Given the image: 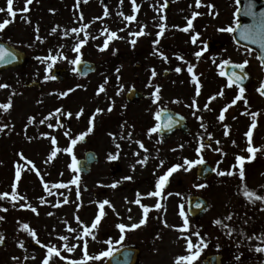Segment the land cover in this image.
<instances>
[{
	"label": "rangeland",
	"instance_id": "1",
	"mask_svg": "<svg viewBox=\"0 0 264 264\" xmlns=\"http://www.w3.org/2000/svg\"><path fill=\"white\" fill-rule=\"evenodd\" d=\"M167 1L172 2L170 12L164 9ZM200 3L201 7L197 8L196 0H135L137 11L133 12L132 0H33L28 6L29 11L25 13L22 11L25 0H13L17 16L12 18L6 11L0 13V22L10 20L8 26L0 30V40L20 49L30 58V63L26 66L0 74V84L7 85L0 88V104L11 101L8 111L0 109V127L4 128V131L0 132V195L7 192L11 197L12 185L16 182L17 196L24 197L15 202L10 198L0 200V217H3L0 219V241L6 243L5 247L0 246V264H43L47 257L45 247L50 244L57 246L65 260L53 257L49 259V264H63L73 259L82 260L80 251L84 241L76 237L82 233L83 226L91 227L94 223L96 215L91 208L95 206L96 201H100L103 194L99 187L104 183L95 177L88 180L80 178L78 185L71 184V180L78 174L69 167L72 157L63 152L72 139L87 132L91 117H95L92 122L93 131L87 134L85 139L100 159L122 153L129 156V159L125 160L130 162L129 165L137 166L138 170L150 169L152 173H157L154 175H163L167 171L171 155H175L174 158L179 164H183L181 158H200L196 148L203 143L205 148L200 156L216 168V174L211 180L203 183L195 176L196 165L190 171L181 168L169 178L167 189L172 191L170 199L178 209V216L181 206L184 208L187 205L188 197L202 196L209 202L210 215L206 218L223 217L228 233L237 232L230 234L233 238L228 235L231 263L262 264L255 249L262 247L264 231L254 236L249 233L254 228L248 227L253 226L254 222L260 225L262 218L264 219V201L255 199V195L264 196V129L261 130L262 133L252 137V146L259 151L251 160L249 157L252 154L246 151V132L239 130L238 134L235 132V136L226 139L216 137L209 140L208 136H205L204 139H194L184 144L173 142L149 146L146 140L143 141L144 136L140 133L144 122L139 124L131 120L134 113L144 117L145 102L137 106L126 104L125 95L132 87L144 92L146 81L154 85L160 82L166 86L172 78L164 79L163 71L170 70L168 65H175L174 60H177L181 74L187 72L190 75L195 73V69L206 67L215 56L223 55L227 62L241 60L236 49L230 47V33L220 31L222 28L233 27L232 0H200ZM0 8L6 9V0H0ZM105 9L108 10L107 16H104ZM191 11L197 13L194 19L193 16L189 17ZM127 15H135L136 20H124L123 17ZM80 16H83V20H80ZM189 19L193 21L192 28L185 32L182 29L188 26L186 22ZM161 25L164 32L158 36ZM73 27L83 28L84 31L76 35L71 32ZM53 28L56 29L55 32L52 31ZM141 29L144 35H130ZM111 31L117 32V38L110 41L105 51H99ZM85 34L88 36V42L77 54L72 49ZM191 36L200 40L197 39L193 43L189 40ZM132 39L137 40L135 46L130 43ZM157 39L159 44H154ZM210 40L222 43L219 54L205 49L207 41ZM144 51L148 53L145 54ZM197 51L203 53L199 59H195ZM57 53H62L67 59L62 60L57 56L55 63L46 59L49 54ZM77 55L80 60L97 65L95 75L85 80L75 75V66L68 61L75 59ZM38 57L45 59H37ZM49 63H52L53 67L46 72ZM189 65L195 67L192 73L185 69ZM63 67L68 70L65 82L45 80V76L51 75L54 68ZM153 70L156 72L155 77L152 76ZM174 73L178 75L177 72ZM32 82L38 83L40 87L30 88ZM101 85L105 88L104 92H99ZM157 88L151 87L154 107L160 103V98L153 96ZM69 89L74 91L69 92L67 96L60 95ZM109 107L111 111H108ZM57 109L62 111L57 112ZM97 109L102 111L97 113ZM81 110L83 114L77 119L76 114ZM68 112L72 113L71 118L66 115ZM119 117L122 118L120 124L117 123L119 125L115 128L111 127L113 125L110 123L119 120ZM42 120L44 123H40ZM59 120L62 121L61 125ZM49 124L52 127H48ZM66 132L69 135L66 136ZM50 136L59 137V143L52 147ZM137 141L142 143L144 148H141ZM217 141L220 143L217 144ZM117 144L121 147L117 148ZM87 145L84 146L78 141L74 146L73 155L76 159L83 156ZM217 148L220 151H214ZM54 149L59 151L55 157H51ZM237 155L245 156L243 180L239 178V166L232 167ZM145 157V164L138 163ZM17 165L21 166L19 181L15 179ZM101 167L103 166L94 172L97 176L108 173L106 168L104 170ZM132 170H135V167ZM229 170L233 171V176L217 175L218 171ZM46 180L51 186L64 183L68 187L53 190L49 187L44 192L42 182ZM180 182H183L182 186H179ZM200 184L207 186L197 187ZM77 187L80 190L79 200L76 199ZM245 188L255 195L246 197ZM65 196L68 197L67 204L63 203ZM57 202L59 207L54 206ZM29 206L35 207L37 211L32 212ZM5 208L7 211H3ZM262 212L263 214L259 215ZM229 215L232 216L231 220L227 219ZM76 217H79V222ZM25 224L36 234L35 239L29 230H25ZM69 228L75 229V232H69ZM94 230L96 229H93L89 241L84 239L88 242V248L96 245L92 239L94 232H97ZM243 233L248 242L241 239ZM61 235H67L69 240L60 241ZM249 242H252L257 262L245 258L244 254L251 245ZM65 243L75 245V251L67 252ZM237 256L242 258L237 260ZM106 260L107 258L103 261L93 260L88 264H104Z\"/></svg>",
	"mask_w": 264,
	"mask_h": 264
},
{
	"label": "flooded vegetation",
	"instance_id": "2",
	"mask_svg": "<svg viewBox=\"0 0 264 264\" xmlns=\"http://www.w3.org/2000/svg\"><path fill=\"white\" fill-rule=\"evenodd\" d=\"M232 6L234 26L236 27L237 20L241 24L242 17L247 19V16H245L247 8L244 9L241 15L239 13V1L232 0ZM219 37L222 38V36ZM218 45L221 47L222 43ZM234 47L240 56L238 58H241V60L228 61L227 64L244 63L247 61L245 67L247 79L240 86L233 84L229 87L228 80L225 79L224 75H220V66L222 64H224V67L227 65L225 64L226 60L223 55L215 56L209 61L206 67L196 70L198 72L196 78L201 86L199 96L195 94V84L193 82L188 81L185 83V79H183L181 73L175 75L174 72H176L175 69L178 67V63L172 66L171 64L168 65V69H171L163 71L164 79L172 78L166 86L163 83L161 85L160 82L155 85L151 84L150 81L145 82V91L143 92L145 99L142 101L146 105L145 115L142 117L138 113H134L131 120L134 122L137 121L139 124L142 122L145 123H142L140 133L144 136L143 141L146 140L147 145L155 146L162 143L172 144L173 142L184 144V142L193 141L194 139H204L205 136L209 137V135L212 138L218 137L226 139V137L235 136L237 130L247 132L251 127V114L253 112L257 113V127L252 129L253 135L264 131V96L257 90L263 84L264 69L261 66L260 58H258V52H251L238 45H234ZM220 51H213L212 53H220ZM159 67L163 69L162 65ZM153 86L161 88V92H159L160 103L156 107L153 106L151 95V91L153 90H151V87ZM239 87L245 88L244 98L237 101L236 104L232 105L225 112V121L221 122L218 119L220 111L229 105L235 96L239 94ZM221 91L223 92L222 96L220 95ZM212 96H216V99L212 100ZM194 100L196 101L195 108L191 106ZM244 100L248 101L247 105H245ZM206 104L208 105L207 109L205 108ZM137 105L139 104L129 106ZM245 112L248 115H244L243 113ZM157 113H159L160 118L162 113L165 126L167 123L171 125L165 129L166 137L160 135V129L155 133L150 132L151 128L159 124L160 118L159 120L156 119ZM121 119L119 117V120L111 122L110 124L113 125L111 127L115 128L118 126ZM226 129L228 135H225ZM87 146L88 148L84 151L85 153L88 150L94 151L91 145L88 144ZM116 155L118 158L114 161L109 160V158L100 159L99 157L97 161L99 163L93 166L89 177L79 173L80 178L88 180L89 178L98 177L96 180H103L104 185H100L99 187L103 195H101L100 201H96L94 203L95 206L91 208L95 215L97 216L99 214L98 205L103 200H109L112 206H105V216L101 218V223L97 225L96 230L99 229L93 234L96 245L88 248L90 256L95 257L101 251H107L109 247L108 242L111 241L114 252L112 257L121 253L124 257L123 260L126 259V264H175L177 257L189 254L186 247L187 240L185 239L188 238L194 244L198 243L200 239H203L208 244V247L204 249L201 257L194 264H201V262L203 264H232L228 242V235L230 236V234L228 233L227 223L223 217L207 219L206 217L210 215V212H208L204 218L194 219L189 215L187 205L183 208L185 216H178V209L174 201L170 199L172 197V191L167 189L169 183L166 185L160 197H147L146 194L148 192L155 190V183L159 175H154L157 173L154 171L152 173L150 169L138 170L136 168L137 166L129 165L130 162L125 161L127 158L129 159V156H124L122 153ZM83 156L79 157L77 161L83 158ZM174 157L171 155L169 158L171 160L170 166H173L174 163L178 164L177 159ZM183 161L184 159L181 158V162ZM101 165L103 166L101 169L106 168L108 173H102L97 176L94 172ZM54 167H56L55 164ZM134 167L135 170L131 171ZM129 176L132 177L131 180L124 179V177ZM114 183L117 184V187H110ZM181 183L183 185V182L179 184ZM137 193L142 197L141 204L148 206L151 210L144 225L138 229L129 230L131 224L138 223L143 218V209L140 205L134 203L137 199ZM158 202L161 204L159 210L154 207ZM262 214L263 212L259 215ZM185 218L189 221V228L181 232L179 229L183 227ZM255 218L259 219L258 217ZM218 219L221 221L220 225L215 224V221ZM119 223L126 225V231L124 233L125 239L123 241L120 240L121 233L116 227ZM248 228H254L252 232H249L250 235L254 234L255 236L260 231L263 232L264 219L262 218L260 225L254 223L253 226L251 225ZM196 233L200 234L199 237H197ZM235 233L237 234V232H231V235ZM230 238L233 237L230 236ZM85 239L89 241L90 236ZM241 239L247 241L245 233H243ZM249 244L251 245L246 254H244L246 256L245 258L257 262L255 257L256 252L253 249L254 247H252V242H249ZM262 247H264V239L262 240ZM81 248L80 255L83 256V247ZM256 254L260 260L264 258V253ZM216 257L218 260H216ZM104 259L106 258H102L99 261H103ZM93 260L88 262H93Z\"/></svg>",
	"mask_w": 264,
	"mask_h": 264
},
{
	"label": "snow or ice",
	"instance_id": "3",
	"mask_svg": "<svg viewBox=\"0 0 264 264\" xmlns=\"http://www.w3.org/2000/svg\"><path fill=\"white\" fill-rule=\"evenodd\" d=\"M85 2H86V0H85ZM132 2H133L132 11L136 12L137 8L135 7V0H132ZM32 3H33V0H25V6L22 9V11L25 12V13L28 12L29 11L28 6L31 5ZM196 7L197 8L201 7L200 0H196ZM5 11L7 12L8 16H10L12 18H15L17 16V11H14V8H13V0H6V9L5 8H0V13L5 12ZM107 15H108V10L105 9L104 10V16H107ZM121 15H123V14L121 13ZM196 15H197V13H195V12L192 13L193 19L196 17ZM245 15H251V16L255 17V13L252 11V5L251 4L246 9ZM259 16H260V20L258 22L254 23L252 25H248V24L243 25V30L240 32V38L242 40L250 41L253 44H259L260 49L262 51V55H261L260 59L262 61H264V12H260ZM79 18H80V20H83V16H80ZM123 18L126 21H134V20H136V16L135 15H127V16H124ZM161 19H163V17H161ZM9 23H10V20H8V19H5V20H3V22H0V30L5 29L8 26ZM192 23H193L192 19H189L187 21V25L188 26L186 28H183L182 30L187 32L190 28H192ZM239 27H240V23H239V20H237V24H236L235 28H233V27L222 28V29H220V31L232 33L234 31H236V29L239 28ZM52 31L55 32L56 29L53 28ZM82 31H84V29L80 28V27H73L71 29V32L76 34V35H79ZM105 31H107V30H105ZM121 31H123V29H121ZM163 32H164V27H163V25H161L160 26V33H158V36L160 34H162ZM144 34L145 33H144L143 29H141L138 32L130 33V35L136 36V37L142 36ZM65 35H67V33H65ZM116 38H117V32H115V31L109 32L107 34V38L104 40L103 46L99 48V51H101V52L105 51L109 47L110 41H112V40H114ZM37 39H39V36H37ZM192 41H193V43H195L196 42V37H193ZM87 42H88V36H87V34H85L84 38L82 40H80L79 42H77L74 45L72 50L74 52H76L77 54H79L80 51H81V48ZM159 42H160L159 39H157L156 41H154V44H159ZM130 43H131V45L135 46V44L137 43V40L136 39H132L130 41ZM206 48H207V45H205V49ZM11 55L12 54L10 52H7L6 49H4L3 47H0V61H3L6 56H11ZM195 55H196V58L199 59L202 56V52L197 51L195 53ZM57 56H59L60 59H62V60L67 59V57L63 56L62 53H57V55L49 54V56L46 59L52 61L53 63H55V61L57 60ZM37 59H45V58H39L38 57ZM165 59H166V57H165ZM68 62L71 65H79L81 63L79 55H77V57L75 59L70 60ZM227 63L228 62L226 61L225 64H227ZM246 64H247V61H245L244 63H237V64L232 65V67L237 68V69L240 70V74H238L236 72H233L231 74V76L228 78V86L229 87H231L233 84L240 85V84L243 83V81L245 79H247V74L245 73ZM52 67H53L52 63L47 64V67H46L45 71L47 72V71L51 70ZM220 67H221L220 75L223 76L224 75V72H223L224 64H222ZM187 70H188L189 73H192V71H193L192 66L189 65ZM73 71H76V69H73ZM117 71H119V69H117ZM175 71L177 73H179V72H181V68L177 67L175 69ZM152 76L153 77L156 76V72L154 70L152 72ZM55 79H56V77L54 75H46L45 76V80H55ZM192 82H193V84H195V94H196V96H199L200 95V91H201V86H200V83L197 81V78H196L195 75L192 76ZM5 87H7L6 84H0V88H5ZM257 90L260 92V94L262 96H264V84H262ZM71 91H74V89H69L68 91L60 93V95L61 96H67L69 94V92H71ZM104 91H105V88H104L103 85H101L100 88H99V92H104ZM159 91H160V89L157 88L156 91L153 93V96L156 99H159V97L157 96V93ZM99 92L97 94H99ZM244 94H245V88L244 87H239V94L235 96V98L231 101V103L229 105L225 106L220 111L218 119L221 122L225 121V112H227L228 109L232 105L236 104L237 101L242 100L244 98ZM220 95L221 96L223 95L222 91H221ZM211 99L215 100L216 96H212ZM244 103H245V105H247L248 101L244 100ZM191 106L193 108L196 107V101L195 100L192 102ZM10 107H11V101H9L8 103L0 104V109H3L5 112L8 111V109ZM205 108L206 109L208 108L207 104L205 105ZM111 110H112L111 107H109L108 111H111ZM61 111H62L61 109H57V112H61ZM101 111H102L101 109H97L96 110L97 113H100ZM82 114H83V110H81L80 112H78L76 114V118L79 119ZM243 114L244 115H248L247 112H245ZM66 115L69 118H71L72 113L68 112V113H66ZM251 116H252L251 127L246 132V137L248 139V146H247L246 151L248 153L252 154L249 157V160L255 158V154L259 151L258 148L252 146V137H253L252 129H255L257 127V123H256L257 113L253 112L251 114ZM159 118H160L159 117V113H157L156 119L159 120ZM94 119H95V117H91L90 118V120H89V125L90 126H89L87 132L80 134L75 139H72L71 142H70V145L67 148L64 149V151L67 152L72 157V162L69 165V167L72 169V171L74 173L79 171V168H78V163L79 162L77 161L75 155H73V148L78 143V141H83L85 139V136L93 131L92 122H93ZM198 119H200V118L198 117ZM29 123H31V120L29 121ZM40 123H44V121L42 120V121H40ZM170 126L171 125L169 124V125H166L165 127H170ZM5 127H7V125H5ZM48 127H52V125L49 124ZM160 128H161V125L157 124L155 127L150 129V132L155 133ZM2 131H4V128L0 127V132H2ZM65 135L67 136V135H69V133L66 132ZM225 135H228L227 129L225 130ZM208 139L209 140L212 139L211 135H209ZM51 143L54 146L56 145L57 141H56L55 137L51 138ZM137 143L140 144L141 148H144V145L142 143H140L139 141H137ZM216 143L219 144L220 142L217 141ZM116 147L119 148L120 145L117 144ZM209 147H210V145H209ZM204 148H205V145L203 143H201L199 145V147L196 149L197 156L200 157V158H198L196 160H191V159L185 158L184 161H183V164H179L178 163V164H175V165L169 167L167 169V171L163 175L159 176L158 180L155 183V190L148 192L146 194V196L147 197H160L162 192L164 191L166 185L169 183V178L174 173L179 171L181 168H183L184 171H190L196 165H203L205 163V160H204V158L202 156H200V153L203 151ZM57 151H59V149H54L51 152V157H55L57 155ZM145 151H147V149H145ZM214 151H220V149L217 148V149H214ZM21 158L23 159V157H21ZM108 158H109V160L114 161L118 157H117V155H110ZM146 162H147V157H145L143 160L138 161V163H140V164H145ZM27 163H31V161H27ZM185 165L187 167H185ZM160 166L161 167L163 166V162H161ZM236 166H239V173H238L239 174V178L241 180H243L245 178V156L237 155L235 157V164L232 167L235 168ZM37 175H39V172H37ZM217 175L221 176V177H223V176H233L234 173L231 170H229V171H218ZM15 179L17 181H19L21 179V166L20 165L16 166ZM124 179L125 180H131L132 177H130V176L129 177H124ZM79 181H80V176L76 175L71 180V184L78 185ZM206 186L207 185H205V184H200L197 187L204 188ZM52 187H55L57 189H64V188H67L68 185L64 184V183H56V184L52 185ZM110 187L116 188L117 184L114 183V184L110 185ZM44 188H45V190H48L49 186L47 184H45ZM49 194L51 195V192H49ZM244 195L246 197H252L255 194L249 192L248 189L245 188L244 189ZM9 198L13 202H15L17 199H20V200L24 199V197H22V196L21 197L17 196V194H16V184L12 185L11 197H9V193H7V192H5L2 195H0V200L9 199ZM76 199L77 200L80 199L79 187H77V189H76ZM141 199H142L141 195L139 193H137V199L134 201V203H136L137 205H140V207L143 209V218L140 219V221L138 223L131 224L129 230L138 229V228H140L142 225H144L146 223L148 214H149L151 209L148 206H145V205L141 204ZM255 199L257 201H264V196L255 195ZM41 202L43 203V201H41ZM68 202H69L68 201V197L65 196L64 200H63V203L67 204ZM106 205H109L110 207H112L110 205L109 200H107V199H105V200H103V202L99 203V205H98L99 214L95 217L94 223H92L91 227H83L82 233L76 237L77 239L84 241V243H83V259L82 260L73 259V260L68 261L67 264H88V261H90V260H93V259L101 260L102 258H111L114 255L111 241H109L108 242L109 247H108L107 251H101L100 254L98 256H95V257L90 256L89 253H88V242L84 240L85 237L91 236L93 229H96L97 225H99L101 223V218L105 216V206ZM54 206L55 207H59V202H57ZM29 207H31V206H29ZM154 207H155V209L159 210L161 208V204L158 202V203L155 204ZM200 207H201L200 204L196 205V208H200ZM78 208H79V205L77 206V210H78ZM181 209L182 210L180 211V216L184 217L185 213L183 211V206H181ZM3 211H7V209L5 208V209H3ZM31 211L32 212H36L37 209L35 207H31ZM129 211H131V210L129 209ZM51 214L52 213H49V215H51ZM0 219H3V217H0ZM76 219H77V222H79V217H76ZM227 219L231 220L232 216L229 215L227 217ZM215 224L220 225L221 221L218 219V220L215 221ZM116 227L120 230V233H121L120 240L123 241L125 239L124 233L126 231V225L124 223H119V224L116 225ZM24 228H25V230H29L27 224L24 225ZM188 228H189V221H188L187 218H185L184 219V223H183V227L180 228L179 231L184 232ZM68 231L69 232H75V229L69 228ZM229 234H231V232H229ZM30 235L35 239L36 234L34 232L30 231ZM196 235H197V237H199L200 234L196 233ZM0 239H2V238H0ZM92 239L94 240L95 236H92ZM185 239L187 240L186 247H187V252L189 254L181 255V256L177 257V259L175 261V264H194V262L197 261L201 257L204 249H206L208 247V244L203 239H200L199 242L196 243V244H194L191 239H188V238H185ZM59 240L67 242L69 240V237L67 235H61V236H59ZM36 242L39 243V241H36ZM41 246L44 247V245H41ZM21 247H23V245H21ZM46 247H47V257L43 260V264H49V259L53 258V257H58L61 261L65 260V257L61 255L60 250H58V248L55 245H48ZM64 248H65V250L67 252L71 253V252L75 251L76 246L75 245H70L68 243H65L64 244ZM255 251L257 253H264V247H257L255 249ZM236 259L239 260L240 257L237 256ZM201 264H203V262H201Z\"/></svg>",
	"mask_w": 264,
	"mask_h": 264
},
{
	"label": "water",
	"instance_id": "4",
	"mask_svg": "<svg viewBox=\"0 0 264 264\" xmlns=\"http://www.w3.org/2000/svg\"><path fill=\"white\" fill-rule=\"evenodd\" d=\"M248 2L249 0H240L241 7L243 5H246ZM259 20H260V17H257L254 23L258 22ZM238 31L239 30L236 29V31L232 32V37L234 38L235 42L250 48L251 45L249 41L242 40L241 38L237 36ZM0 47H3L4 49L7 50V52H10L12 54L11 56H6L3 61H0V73L9 70V68H13V69L20 68L21 66H25L29 62L28 58H26V55L23 52L16 50L15 48L11 47L9 44L7 45V44L0 42ZM262 62L264 63V61ZM76 66H77V72L82 77L92 74L96 70V66L86 61L81 62L79 65H76ZM233 72H236V71L227 69V75L231 76ZM65 73H66V70L63 68V69L55 70L53 72V75L56 77L57 81L63 82L65 80L64 78ZM31 86H37V84L32 83ZM142 98L143 96L140 93L136 92L135 90H131L127 94L128 104L133 103V102H139V100H141ZM161 127H162L161 134L165 135L164 133L165 127H163L162 120H161ZM96 159H97L96 155L94 153L89 152L86 156V160L79 161V166H78L79 170L83 171L86 175H88L89 169L94 163H96ZM213 173H214V170L212 169V167H210L207 164L201 165L199 167L198 177L200 179L207 180L213 175ZM197 204H200L201 207L196 208ZM207 208L208 206L205 200H202L198 197L197 198L193 197L190 199L189 211L192 214V216L194 217L202 216L207 211ZM1 245H4V244L1 243ZM107 264H114V260L111 259L110 261H108Z\"/></svg>",
	"mask_w": 264,
	"mask_h": 264
}]
</instances>
